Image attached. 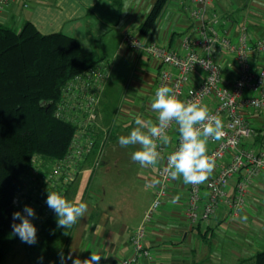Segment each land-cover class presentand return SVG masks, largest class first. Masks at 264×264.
<instances>
[{
	"label": "crops",
	"instance_id": "obj_1",
	"mask_svg": "<svg viewBox=\"0 0 264 264\" xmlns=\"http://www.w3.org/2000/svg\"><path fill=\"white\" fill-rule=\"evenodd\" d=\"M30 2L32 3L29 17L23 18L20 26L24 20H30L43 34L62 32L76 38L85 52H93L96 57L114 63L116 76L113 85L117 84L120 87L112 86L109 92L118 91V96L115 97L118 102L108 110L106 105L108 102L104 101L109 77L104 83L98 101L97 121L100 117L99 105L102 102L103 111L105 115L112 116V122L105 127L98 125L95 148L82 165L80 179L78 178L81 185L77 191L81 190L82 185L87 188L85 193L87 192L89 200L88 211L71 227L64 253L65 257L71 256V259H67V264H72V259L77 257L81 260L90 257L92 251L101 255L100 264H114L117 259L130 253V236L143 222L144 212L153 198L157 185L155 168L141 166L139 162L131 159L132 152L140 146L122 147L118 142L120 135H127L132 128L137 127L135 125L137 116L145 120L151 119L154 123L157 121L158 113L151 108V100L154 96L158 66L153 59L143 53L129 50L123 42L125 29L137 31L155 0L53 2L30 0ZM20 8L14 6L5 11L0 16V22L13 27L12 21L18 18L16 11ZM212 10L220 17L221 32L229 30L235 34L244 21L249 27L251 37H264V0H213ZM20 26L14 28L18 29ZM192 26L193 21L188 10L178 0H167L155 19L151 32L139 34L146 40L166 45L179 54H185L186 38ZM216 59L222 64L223 81L231 83L235 78L230 64L232 57L222 51L217 53ZM256 59L255 67H264V51ZM168 69L173 74L178 73L174 67ZM204 75V71H194L188 77V85L199 84ZM202 104L210 110L213 99H207ZM247 115L255 127V133L245 139L244 145L255 146L264 139V110ZM177 129L178 125L175 123L168 136L169 141L165 143L166 147L176 142L179 134ZM211 148L212 144L208 140V151ZM228 158L225 157L224 161ZM160 162L159 158L156 164ZM218 170L219 164L214 166L210 175H215ZM245 176L246 168H243L238 177L229 180L228 194L235 191L237 179ZM121 179L127 184L125 189L115 186ZM92 180L91 188L89 185ZM108 183L110 187H107ZM122 189L131 192L132 197L137 193L145 196L142 191L148 192L140 217L131 214L128 216L127 209L119 211L114 207V201L118 202L120 199L117 197L114 200L113 196H119ZM188 190L189 186L183 182L182 176L172 178L168 195L162 200L157 213L146 226L145 242L156 263L250 264L249 261L253 260L254 264L255 249L264 243V172L256 175L251 181L246 205L236 219L224 217L226 207L220 203L210 220L190 223L187 218ZM69 191L65 197L69 196ZM107 192L110 193L109 196ZM201 195L206 198L208 190L203 189ZM7 257L16 261L21 260L12 255Z\"/></svg>",
	"mask_w": 264,
	"mask_h": 264
},
{
	"label": "built area",
	"instance_id": "obj_2",
	"mask_svg": "<svg viewBox=\"0 0 264 264\" xmlns=\"http://www.w3.org/2000/svg\"><path fill=\"white\" fill-rule=\"evenodd\" d=\"M178 1L188 10L193 21L186 38L185 54L146 40L138 30L131 28L123 32V42L129 50L143 53L156 62L158 71L154 93L158 87L168 85L184 102L202 104L207 99H213L209 113L222 119L223 136L219 140L208 138L212 148L207 154L215 161L214 166L219 164V170L215 175L209 174L200 184H188L187 218L190 223L208 221L217 206L223 203L226 207L224 217L236 219L246 205L251 181L264 172V139L255 146L244 145L245 139L255 133V127L247 113L264 110V67H255L256 58L264 51V37H251L244 21L235 34L229 30L221 32L220 17L212 10L213 0ZM14 6L28 8L29 0H0V16ZM222 51L232 57L230 64L235 78L231 83L223 81L222 64L216 59L217 53ZM168 67L176 68L178 73L173 74ZM198 70L204 71V78L195 86L188 85L189 75ZM108 73V61H98L74 75L62 87L55 115L72 123L75 132L61 158L38 161V169L34 173L39 174V186L47 193L55 190L65 196L79 178L84 161L93 152L97 140V106ZM206 123L208 121L203 122L200 127ZM174 125L175 121L170 122L162 135L169 136ZM155 139L161 162L149 167L155 168L156 189L144 212L143 222L130 236V253L117 259L114 264H157L145 242L146 226L168 195L173 178L168 156L177 149L180 138L178 134L176 142L167 147L161 137ZM227 156L228 160L224 161ZM243 168H246V176L238 178L235 191L228 194L229 180L238 177ZM44 171L45 174H42ZM203 189L208 190L206 198L201 195ZM46 200L47 195H44L37 203L32 204L36 216L30 219L34 224L41 223L54 213ZM17 201L16 198L15 202ZM41 204L42 208L39 210ZM23 209L24 206L21 212Z\"/></svg>",
	"mask_w": 264,
	"mask_h": 264
},
{
	"label": "trees",
	"instance_id": "obj_3",
	"mask_svg": "<svg viewBox=\"0 0 264 264\" xmlns=\"http://www.w3.org/2000/svg\"><path fill=\"white\" fill-rule=\"evenodd\" d=\"M166 2L155 0L138 27L139 33L151 32ZM101 60L62 32L43 34L30 20H24L18 29L0 22V263L16 252L20 242L39 251L46 230L57 229L53 213L35 223L36 243L23 242L13 232V213L48 195L39 186V174L34 173L38 161L61 158L75 132L72 123L55 115L62 87ZM53 254L48 251L44 258L52 260ZM40 255L43 253L39 251L34 256L35 264L43 258ZM253 257L254 264H264V249Z\"/></svg>",
	"mask_w": 264,
	"mask_h": 264
},
{
	"label": "clouds",
	"instance_id": "obj_4",
	"mask_svg": "<svg viewBox=\"0 0 264 264\" xmlns=\"http://www.w3.org/2000/svg\"><path fill=\"white\" fill-rule=\"evenodd\" d=\"M151 108L158 113V123L151 119L145 120L139 116L135 118V125L129 134L120 135L118 142L122 147L139 145L132 152L131 159L141 166L155 165L160 153L157 148V137L165 143L169 137L164 134L168 124L172 121L178 125L180 143L177 149L168 156V164L173 178L183 177L185 184H200L211 174L215 161L207 154L208 138L219 140L223 136V121L219 116H211L206 105L199 102H184L168 85H162L155 90L151 100ZM203 124L201 128L200 125ZM46 203L57 217L59 226L70 227L77 223L88 211V203L81 200L75 203L66 199L60 191H48ZM36 216L34 208L25 205L23 211L13 213L12 229L19 238L26 243L37 241V228L32 217ZM20 221L16 223L15 221ZM61 264H67L71 256H60ZM101 255L91 252L90 257L81 260L72 259V264H100Z\"/></svg>",
	"mask_w": 264,
	"mask_h": 264
},
{
	"label": "rangeland",
	"instance_id": "obj_5",
	"mask_svg": "<svg viewBox=\"0 0 264 264\" xmlns=\"http://www.w3.org/2000/svg\"><path fill=\"white\" fill-rule=\"evenodd\" d=\"M54 0H51V2H53ZM30 0H29V7L28 8H24V9H18L17 12V16L18 18L14 21H12L13 27H19L20 23L22 21L23 18H27L29 17L30 14V6H31ZM95 60V58H94ZM104 59H102L101 61H103ZM94 63V62H93ZM108 64H109V73H108V78L110 77V79L107 81L108 83L106 84V91H105V102H108L106 105L108 107V110L110 108H113L114 106L117 105L118 99H115V97L118 96V91L116 93H112L109 92L110 87L114 86L116 88H119L120 86L115 84L113 85V81L115 80V76H116V70L114 71V63L112 61L108 60ZM114 71V73H113ZM113 74V75H112ZM106 79V80H107ZM105 86V85H104ZM105 105V104H104ZM103 104L102 102L99 105V113H100V117L98 118V125L100 127H105L106 125H110V122H112V116L110 114L105 115V112L103 111ZM80 179V178H79ZM93 180L91 181L89 187L92 188L93 186ZM84 182H82L83 184ZM79 185H81L79 183V180L77 179L75 181L74 186L72 187V189H70L69 191V196L66 197V199H68L69 201L75 202V203H79L81 200L89 202L88 200V195L87 192L85 193V186L83 187V185L81 186V190L77 191L79 189ZM85 185V184H84ZM123 187L125 189V187L127 186L126 182L124 179H121L117 182V184L115 186ZM107 187L109 186V183L107 184ZM84 189V190H82ZM122 189V192H120V195L118 196H113V199L116 200V198L118 197L120 199V201L116 202L114 201V207L116 208V210L120 209H127L128 210V216L131 215H135L136 217H138L143 208V204L146 200V197L148 196V192L145 190L142 191V193L145 194V196L143 195H137L135 197H132L131 192L128 193L126 190ZM109 191H111V189H109ZM85 193V194H82ZM107 195L109 196L110 193L107 192ZM116 204V205H115ZM146 204V203H145ZM140 217V216H139ZM55 226H57L56 230H52V228L46 230V235L44 236L45 238H42V241L40 242V246L42 245V248L39 250L40 253H43V255H40V257H43L42 259L39 260V264H60L61 263V259L60 256L61 254L64 255L65 253V247L67 245L68 239H69V235L71 233V227H63V226H59L58 222L56 221V224H54ZM55 232L57 233L55 235ZM171 232V231H170ZM184 233L181 234V237H183ZM195 244V243H194ZM16 252L13 253L12 256H16V258L21 259L20 261H16V260H12L11 257H7L6 260L3 262V264H35L34 263V256H36V254L39 252L38 250H34L37 249L34 247H28L27 245H25L24 243L20 242L18 245H16ZM264 249V243L263 245H259L256 247L255 252L258 250H262ZM51 251L54 256V259L52 260H47L46 257L47 252ZM45 254V255H44ZM39 255V254H38ZM37 255V256H38ZM15 258V259H16ZM250 264H253V260L249 261Z\"/></svg>",
	"mask_w": 264,
	"mask_h": 264
}]
</instances>
